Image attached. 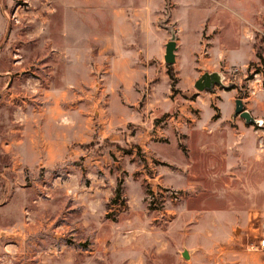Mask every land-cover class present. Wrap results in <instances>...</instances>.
Masks as SVG:
<instances>
[{
    "label": "rangeland",
    "instance_id": "374dc122",
    "mask_svg": "<svg viewBox=\"0 0 264 264\" xmlns=\"http://www.w3.org/2000/svg\"><path fill=\"white\" fill-rule=\"evenodd\" d=\"M114 9H126L137 64L149 76L135 85L143 99L123 145L97 141V108L103 118L109 113L103 96L97 102L78 84L94 89L103 82L91 56L97 36L109 34ZM172 33L176 61L167 67ZM258 50L264 59V0H0V264H239L244 244L258 255L250 245H262L264 223L253 210L247 221L228 220L237 210L229 203H249L251 194L240 199L221 186H185L187 131H175L177 143L173 131L155 128L176 117L179 103L208 94L194 87L206 71L224 76L210 92L231 90L244 105L255 89L249 84L262 78ZM169 90L172 107L146 116L144 100L167 101ZM45 102L54 107L52 134L69 124L76 140L55 164L26 149L35 140L34 109ZM86 120L95 131L80 141ZM111 146L123 157L108 154L97 165V154ZM246 161L258 167L254 156ZM164 172L180 187L165 184ZM253 172L246 185L259 179Z\"/></svg>",
    "mask_w": 264,
    "mask_h": 264
},
{
    "label": "crops",
    "instance_id": "0c3cea01",
    "mask_svg": "<svg viewBox=\"0 0 264 264\" xmlns=\"http://www.w3.org/2000/svg\"><path fill=\"white\" fill-rule=\"evenodd\" d=\"M109 12L114 15L113 21H110L109 34L100 35L104 36L102 38L97 36L96 49L92 51L91 56L97 63V74L103 72V82H95L94 89H86L85 85L88 83L86 80L78 84L85 91V95L93 96L97 102L103 96L105 110L109 113L103 118L105 113L101 107L97 108L99 116L97 141L102 139L123 145L126 144L124 134L126 126L135 117L134 112L143 99V91L135 85L140 79H144L142 81L144 83L149 76L147 68L137 64L138 55L133 48L135 29L129 24L126 9H114ZM259 77H262V80L259 78L257 82L249 84L255 89L244 104L246 106L244 108L256 121L254 123H247L244 118L234 114L235 92L205 90L208 91L207 95L198 94L184 103H179L175 110L176 117L167 116L155 127L165 135L173 131L177 143L181 142L178 139L182 135L178 136L175 131H187L183 140L189 142L190 152L189 162H185L184 166L189 167V181L186 178L185 186L212 192L215 188L211 189L208 185L221 186L227 191L226 194L240 195V199H245L251 194L248 197L249 203L238 200L229 203L231 210L237 208L228 215V220L231 222L247 221L249 211L253 210L252 217L259 219V223H264V88L262 87L264 66L259 71ZM42 89V93L47 96L48 89L44 87ZM171 95L172 92L169 90L167 101L159 99L158 102H151L148 98L145 99L143 111L146 116L151 109L160 110L161 113L167 112L173 105ZM157 96L155 95V98ZM34 110L36 111L35 140L29 138V148L26 149L31 155L45 158L47 162L55 164L70 153V143L76 140L71 136L69 124H61L58 126L61 130L55 136L52 134L50 128L55 121L52 104L47 102L38 104ZM187 119H190L188 124H186ZM258 124L259 134H256L253 125ZM82 126L84 128L78 140L87 141L93 136L94 126L87 120ZM258 142L259 150H257ZM108 154L123 157L124 152L114 146L107 147L105 151L103 148L101 155L97 154V165L103 162ZM251 156L259 162L254 170L250 167L252 164H247L246 161V158ZM252 171L259 175V179L255 178L256 184L253 186L250 183L252 179H248L246 185V174L249 176ZM164 173L161 180L165 184L180 187L173 181L176 176ZM248 245L244 244L243 250L238 251L241 257L239 264H264V243L250 245L251 248L259 251L258 255L254 256L246 251Z\"/></svg>",
    "mask_w": 264,
    "mask_h": 264
},
{
    "label": "water",
    "instance_id": "95a60500",
    "mask_svg": "<svg viewBox=\"0 0 264 264\" xmlns=\"http://www.w3.org/2000/svg\"><path fill=\"white\" fill-rule=\"evenodd\" d=\"M177 49L176 46V38L175 34H171L170 39L165 43V50L163 55V60L166 64L171 65L175 62V51ZM223 74L221 72H204L201 74L195 81L194 87L198 91L211 90L214 85H223ZM225 86V85H224ZM234 106V114L239 115L245 119L247 123L256 122L253 117L250 115L249 111L244 108L243 102L241 98L235 99ZM182 256L184 258H188V252L184 250L182 252Z\"/></svg>",
    "mask_w": 264,
    "mask_h": 264
},
{
    "label": "trees",
    "instance_id": "16d2710c",
    "mask_svg": "<svg viewBox=\"0 0 264 264\" xmlns=\"http://www.w3.org/2000/svg\"><path fill=\"white\" fill-rule=\"evenodd\" d=\"M256 57L259 58V59H261L263 61V63H264V59L262 58L261 54L259 53V50L256 52ZM170 66L171 65H167V67H170ZM169 75L172 78V75L171 74H169ZM117 192H118V189H117Z\"/></svg>",
    "mask_w": 264,
    "mask_h": 264
},
{
    "label": "built area",
    "instance_id": "2783aa9c",
    "mask_svg": "<svg viewBox=\"0 0 264 264\" xmlns=\"http://www.w3.org/2000/svg\"><path fill=\"white\" fill-rule=\"evenodd\" d=\"M261 243H262V244L264 243V239H261Z\"/></svg>",
    "mask_w": 264,
    "mask_h": 264
}]
</instances>
